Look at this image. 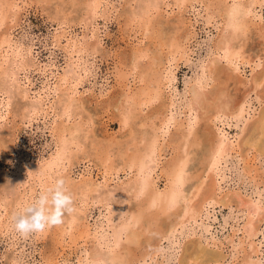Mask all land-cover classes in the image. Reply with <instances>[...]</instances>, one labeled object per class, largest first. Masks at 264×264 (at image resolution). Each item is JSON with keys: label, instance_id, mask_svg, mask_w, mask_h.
Here are the masks:
<instances>
[{"label": "rangeland", "instance_id": "1", "mask_svg": "<svg viewBox=\"0 0 264 264\" xmlns=\"http://www.w3.org/2000/svg\"><path fill=\"white\" fill-rule=\"evenodd\" d=\"M84 1L23 0L19 2L22 10L18 18L11 23L15 26L10 31L11 49L23 65L15 69L11 81L0 79V264H81L79 259L93 242L91 236L81 240L80 233L85 235L87 226L94 231L104 223L106 202L117 207L125 198L114 193L120 186L134 181L136 169H126L124 160L128 154L136 153V146L142 149L145 137L154 133L158 151L155 162L150 164L153 189L166 188L169 180L166 165L181 154H189L191 159L185 168L190 179L183 183L182 198L177 205L162 214L172 231L161 239L154 236L149 243H143L145 248H138L137 255L146 257L138 264H180L186 249H192L197 242L222 256V264L241 262L242 247L252 252L254 261L264 264V159L250 151L244 160L246 152L241 146L264 107V100L253 91L252 83L253 76L264 69V0L249 7L245 40L235 41L230 60L223 58L222 52L216 53L213 45L221 34L226 6L232 1L247 0H192L180 5L165 0L152 14L154 29L147 31L138 21L130 23L141 12L145 0H103L96 19H86V26L85 20L81 21ZM210 15L213 18L209 19ZM5 28L2 25L0 33ZM159 31L165 41L174 35L180 38V51L174 59L167 55L172 49L161 46L164 42L152 34ZM61 35L65 36L57 41L56 37ZM72 41L83 42L80 51L69 49ZM133 49L147 50L144 57L136 60L135 67L130 59ZM155 51L162 57L169 56L170 60L164 59L156 67L160 78L166 68L172 77L169 83L162 79L164 108L160 100H155L134 109V116L125 122L121 114L124 95L146 86L148 66ZM214 58L225 67V74L221 80L206 77L204 91L225 86L227 82L228 92L242 111L239 117L221 114L213 115L210 120L203 118L201 112H194L193 132L209 123L218 135L224 133L231 144L217 164L216 197L208 200L201 212H196V220L180 225L177 213L185 205L183 197L192 196L199 185L196 176L205 174L192 158L196 148L179 146L181 131L186 127L187 82L200 73L202 63ZM66 71L68 84L59 82ZM59 84H62L60 89ZM263 87L264 80L257 91ZM67 96H71V106L67 115L61 116L62 102L67 101ZM118 102L122 104L121 111L116 107ZM57 127L72 132L76 127L80 130L72 135L66 131L67 158L50 171L44 188L26 170L55 155ZM105 148L109 151L107 163L97 157ZM107 165L113 166L112 171L118 175L112 179L108 175L104 177ZM246 165L251 167L249 173ZM57 178L65 180V187L73 196L76 211L72 216L77 227L67 225L71 215L65 214L61 225L20 236L11 226L12 214L22 210ZM81 184L96 189L91 195L98 197L97 202L86 203V195L78 189ZM205 191H211L209 178H204L199 195L190 204L200 202ZM125 196L123 220L137 203L145 204V196L136 197L133 190ZM241 202L253 203L258 209L252 222L259 229L250 238L243 231L247 216ZM62 229L66 232L62 233ZM130 230L140 232L141 241L151 233L139 223L127 233ZM125 243L124 234L121 244Z\"/></svg>", "mask_w": 264, "mask_h": 264}, {"label": "bare ground", "instance_id": "2", "mask_svg": "<svg viewBox=\"0 0 264 264\" xmlns=\"http://www.w3.org/2000/svg\"><path fill=\"white\" fill-rule=\"evenodd\" d=\"M22 1L23 0H0V27L2 25H6L3 33H0V79H2L3 81L6 80L5 82L11 81L16 72L15 69H19V67L23 65L22 60H17L18 54L11 49L10 32L11 29L15 27L13 25L14 23H11L14 21V19L18 18V14L22 10V6H20L19 4V2ZM102 1L103 0L84 1L85 11L83 13L81 21L85 20V26L86 19L88 20L89 18L91 19L90 21H92V19H96ZM164 1L165 0H145L141 12H139V15L135 14L131 18L130 23L138 21L140 23V27H142L144 31H147L149 29L153 30L154 24L151 18L152 14ZM172 1L175 5H180L192 0ZM257 3L262 4L263 0H247L246 2L232 1L231 4L226 6L225 12L223 14L224 23L221 34L213 45V50L216 51V53L221 54L222 52L223 54H221V56L230 60V58L233 56L232 48L234 47L235 41L245 40L246 30L248 28V20L246 19V15L249 11V7H252ZM211 18H213L212 15L209 16V19ZM152 34L156 38L164 42L161 44V46H166L168 49H172L167 52V55L169 53L170 57L174 59L175 55L180 51V38L177 37V35H174L172 37H169V41H165L162 38L160 31L155 33L152 32ZM64 36L65 35L56 37L57 41H60V39ZM82 46L83 42H81L80 44H77L76 41H72L71 43H69V49H73V51L76 52L80 51ZM9 49H11L12 53H9ZM146 52L147 50L143 49H133L132 53H130L132 57H130V54L128 57H130L134 67L136 66V60L144 57L146 55ZM155 52L156 53L153 55V59H151V61H153L149 63L150 65L148 66L149 81L146 86L139 88L133 93H126L123 98V103L121 101L124 106H122L124 110L122 109L123 113L121 112V114L123 115L125 122H129V120L134 116V109L155 100H160L162 103L161 107L162 109L164 108L165 103L161 98L162 79L164 78V80L169 83L171 82L172 77L170 76V69L166 68L165 75L162 74V78H160L159 71L156 67L158 65H161L164 59H166L164 61L167 62L170 60L169 56L162 57L159 51ZM130 67L133 68L132 66ZM199 68L200 73L187 82L188 96L184 101V109L186 110V127L181 131L179 146H189L196 148L194 149V151L192 150V158L198 161L205 174L203 176H196L199 179V185L196 186L197 189L192 194V196L188 198L183 197L185 205L177 213V215L180 217L178 221L180 225L184 224L190 219L196 220V212H201L204 207L203 205L207 203L208 200L211 201L216 197L215 177L217 164L224 153L228 151V147L231 144L230 142L226 141L224 133L218 135L216 132H214L213 126L209 123H207V125L205 123V128L202 127L201 130L193 132L192 127L196 121L194 120V118H192L194 112L199 111L204 116L203 118H205L206 120H210L213 115L221 114L239 117L242 111L240 107H238V104L235 103L236 99L234 98V101L232 98L233 96H231L228 92V85H226L228 83L225 79V86H215V88L209 92L204 91L207 82L206 77H209L210 75L214 76L215 79L221 80V77L224 76L223 74H225V67L219 65L217 58L209 60L208 63H202ZM67 71L64 73L65 75L63 74V76L59 77V82H65L66 84H68L67 74L69 72ZM145 77L146 75L144 76V78ZM225 77L228 78L227 74ZM263 80L264 69L255 74L252 78L253 91H256L257 95H260L264 100V87L261 91H257V87L263 82ZM61 85L62 84L58 85V89H60L59 87H61ZM70 100L71 96H67V101L62 102V106L60 109L61 116L67 115V110H69L71 106ZM118 103L116 107L120 110L122 104L120 102ZM161 107L159 109H161ZM156 109L157 108H155L154 111H156ZM159 113H162V111ZM163 122L166 121L164 120ZM79 130L80 129L76 127L73 131L78 132ZM66 131H68L70 135L74 133L68 128H56L55 132L58 137V149L56 150L55 155L50 157L49 161L40 165H35L32 167V169L26 170V172L30 176L37 178L41 187H46V178L50 171L54 167L60 165V161L67 158L66 151L68 150L69 146L64 139ZM154 134L151 137H145L144 141H146V143L145 146L142 147V149H138L136 146V153L128 154L126 156V159L124 160V166L128 170L136 169L134 176L135 179L131 184H125L126 187L120 186L114 193V195H122V198H126L125 193L133 190L134 196H145V204H142L141 202L137 203L132 208L133 212L130 214V216L123 220L125 207L127 204L125 198L121 200L119 206L117 207L110 206L108 202H106L104 204L106 213L103 214L105 218L104 223L102 222L100 226L94 231L90 229V226H87L88 229L85 230V235H82V233H80L79 235V237L82 238L81 240H85V238L88 239V237L91 236L93 242L92 247L89 250H85V255L84 257L79 259V263L136 264L137 262L138 264L140 260H144L146 257V255H137V249L143 248V243H149L154 236H159V238L161 239L166 234H168V232L172 231L166 221V217H162V214L175 207L180 198H182L181 187L185 180L190 179L185 174V168L188 159H191L188 157L189 154H181V156H179L178 158H174L169 163H167L166 169L169 173L167 186L162 191L157 189L154 190V180H152V178L150 177V164L155 162L156 152L158 151L156 133ZM190 136L192 137L190 138ZM241 146L243 149H245L246 152L244 155V160L246 159V156L250 151H254V155L261 156L264 159V107L259 112L256 120L251 124V128L247 136H245L241 141ZM97 157L103 163H107V161L109 160V151L105 148L102 150V152H99L97 154ZM113 169V166L107 165V170L105 171L104 177L108 175L109 179H112L114 176H117L118 172L112 171ZM245 169L247 170V173H249L251 170L250 165H246ZM204 178L210 179L211 191L204 192V195L200 197V202L197 201L199 204L197 202L190 204L192 199L199 195L200 190L202 189V185L204 184ZM105 180L108 181V178H106ZM78 189H80L82 195H86V203L93 204L97 202L98 197L91 195V193L96 191V189L92 188L88 184H81L80 186H78ZM88 192L89 194L87 195ZM241 204L243 206H240L244 207L243 210H245V214L247 216V221L243 225V231L246 237L250 238L253 237L257 233L256 231H258L259 229V225H253L252 222L253 217L257 214L258 209L253 203L244 204L243 202H241ZM154 207H156L154 211H147V209H151ZM88 208L89 206L87 205L86 213ZM75 221L76 218L71 215L70 221L67 222V225H69L70 227L74 226ZM138 223L142 228L150 229L151 232L148 236L144 237V240L142 241L140 238L142 234L140 232L130 230L129 233H127L129 228L135 226ZM64 232H66V229H62V233ZM124 234L126 235V243L121 244L122 236ZM75 240L73 241L75 242ZM249 245L251 246L252 242ZM133 246H135V248ZM242 251L243 257L241 262H239L238 264H259L258 261H254L252 259V252H247L244 247H242ZM222 259L223 257L220 256L216 251L208 250L202 245L201 242H197L192 249H186L184 257L180 260V264H222Z\"/></svg>", "mask_w": 264, "mask_h": 264}, {"label": "clouds", "instance_id": "3", "mask_svg": "<svg viewBox=\"0 0 264 264\" xmlns=\"http://www.w3.org/2000/svg\"><path fill=\"white\" fill-rule=\"evenodd\" d=\"M75 211L73 196L65 187V180L57 178L32 202L12 214L11 226L20 236L27 237L61 225L65 214L72 215Z\"/></svg>", "mask_w": 264, "mask_h": 264}]
</instances>
